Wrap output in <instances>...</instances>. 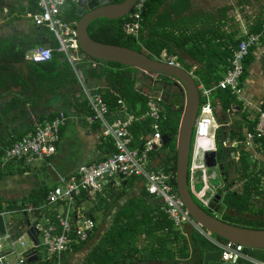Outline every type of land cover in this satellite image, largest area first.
Listing matches in <instances>:
<instances>
[{
  "label": "crops",
  "instance_id": "obj_1",
  "mask_svg": "<svg viewBox=\"0 0 264 264\" xmlns=\"http://www.w3.org/2000/svg\"><path fill=\"white\" fill-rule=\"evenodd\" d=\"M29 1L11 0L10 3L12 2L14 10L7 11L9 13L4 14V16L1 12L2 10H0V22L4 24L0 28L2 30L0 37H8L13 34L18 36L19 34L33 36L32 30L37 29V27L25 15L29 12L27 11ZM230 6L237 7L238 5L231 3ZM68 9H70V12ZM235 11L236 8L234 7L233 11L229 10L227 12L229 19L234 22L232 28H229L227 25V29L226 26L224 28L228 32L238 28L240 38L246 25L253 20V17L251 19L250 17L242 18ZM71 13L72 6L66 4L61 11L62 19L66 21V18H70ZM194 13L199 16L200 13L204 12ZM214 15L216 20H219L221 16L219 15V10ZM68 23L73 24L72 22ZM5 30H8V32H5ZM40 40L38 38L37 42H40ZM42 42L44 44L41 46L50 47V44L45 39ZM54 52L60 53L57 49L55 51L53 50ZM28 54L29 52L18 61L0 59L1 148L8 147L15 140L24 136L39 121H50L61 112L66 115L67 120L59 131L56 151L48 162H42L28 167L17 161L4 162L0 157V215L5 217L7 222L6 230L12 235L15 245L20 238L27 235L35 222L43 221L42 216L50 214V211L47 209H41L39 211L36 208L42 207L45 200L44 196H46V193L51 188L57 185L58 176L72 175L79 166L98 163L115 151V148L112 151L110 147L113 144L112 140L101 135L102 130L99 122L93 121L90 123L87 120V117L90 115L77 111L78 109L76 107L79 106L81 100H87L84 92L85 88L89 92L99 94L100 96L101 94L109 92L117 97V102L120 104L119 111L117 110V113L112 112L109 114L108 119L113 120L129 117L133 120L130 130L133 135L132 145L134 147H139L144 139L152 133V130H150L149 133H145L144 135L142 131L133 130L134 123L142 124L150 120L147 118L139 119L145 112V103L144 106L140 102L135 103L134 109H131L130 99L125 100L121 98L118 89L112 88L106 76L100 78L87 77L79 66H84L85 70L96 69L99 66L93 67V62L85 61L86 59L83 55L81 56V60H84V62L81 63L80 60L73 68L64 58V54L61 53L62 56L58 59L60 63H55L52 68L48 67L46 69L43 66L29 61L27 59ZM250 55L251 62L245 68L246 74L240 84L241 93L231 94L234 98V101L231 103V108L223 109L222 103L219 101V90L216 86L210 89L213 115L217 124L223 129V141H243L245 133L249 132L250 130L248 129L250 126L256 122L258 109L264 106V37L259 45L251 51ZM185 58L189 57L182 56L183 62L177 61L182 68L191 72L194 76L193 71L197 68V64L192 59L186 60ZM63 61H66L71 66L75 76L76 72H79L82 76L83 84H80L76 76V81L73 83L50 92L48 90L49 87H47V73L55 74L61 68V62ZM135 73L136 70L126 71V78L132 83L131 91L147 97L150 93L136 80ZM219 76L222 77V74ZM200 86L201 84H197L198 89ZM117 88L123 89L124 87L120 85ZM170 104L172 105L170 106L171 109L178 112L176 105L179 104L175 101ZM163 112L165 115L164 108ZM216 112L218 114L215 116ZM237 127H240L239 135L242 136L240 139L231 136V133ZM149 128L151 129V125ZM206 145L211 146V148L214 147L217 152L218 144L216 140L201 141V144L197 147ZM231 146H222V149L228 148L229 151V155L225 159V164L230 173L228 180L233 183H228L229 188L237 190L233 187L237 182L239 184L241 183L238 181L240 174L237 172L240 167V159L239 162L233 161L231 153L236 152L237 148ZM176 147L177 140H170L166 145H163L161 140V146L156 147L149 156L147 169L153 171L160 169L171 171L169 167L173 166V158H176ZM198 152L201 153L202 151L198 149ZM241 156H245L244 161L247 163L251 164L253 161L260 169H264V147L261 143H257L254 145V148H250L247 151H242L240 148V158ZM168 159L169 163L166 165ZM216 163L218 166L220 163L219 168H221V160L216 158ZM222 179L224 182L222 187L223 191V188L227 187V182L223 174ZM116 183H119V185L116 186ZM224 194L225 192L223 191L222 199ZM36 198L43 200L37 207H35ZM11 203H14L19 209L9 210ZM161 205L160 200L145 193L144 180L142 178L112 179L104 185L101 194L92 198L86 197L84 200H81L79 207L94 220L95 229L85 243L75 245L70 251L63 254L60 264H97L95 262L97 257H94V263L92 262L93 252H102V257L98 258V262L102 264H107L109 261H119L121 262L120 264H204L205 253L219 252V249L208 240L209 243L206 246L203 245L201 240L198 239L196 230L191 226L185 225L181 229L175 227L161 211ZM257 205H259L258 201ZM252 208L253 210L257 209L254 205H252ZM257 210L259 211L260 209ZM258 211L253 213L257 214ZM257 216L254 215L253 218ZM19 221H23V223L20 222V224H17ZM27 222H29V226H27ZM161 225L163 229L156 230V227H161ZM169 225H172L173 232L167 231ZM149 226H152V230L147 231L152 232V235L146 231ZM112 229L118 232L117 235L125 238L124 241L118 242L119 248H121V252L118 255H110L111 253L109 252V254H105L107 249L111 247V244L106 241L104 242V240L108 232ZM154 233H156L155 236ZM157 233L160 236H165L163 242H156V239H153V237L157 236ZM134 234L135 237L130 243H127L129 242V237L134 236ZM29 241L32 243L30 238ZM100 248L102 250H99ZM34 251H37V259L33 263L26 264H51L50 262L55 264L52 259L47 260V258H44L41 261L39 255L40 250L33 246L25 252L32 253ZM244 254L251 260L264 262V250L249 249L244 250ZM109 256L112 257V260ZM11 258L12 256L8 260H12ZM102 258H106V260H101ZM208 264L223 263L219 260L218 262L209 261ZM238 264L250 263L241 261Z\"/></svg>",
  "mask_w": 264,
  "mask_h": 264
},
{
  "label": "built area",
  "instance_id": "obj_2",
  "mask_svg": "<svg viewBox=\"0 0 264 264\" xmlns=\"http://www.w3.org/2000/svg\"><path fill=\"white\" fill-rule=\"evenodd\" d=\"M38 11L26 13V18L31 20L35 27H45L58 43L57 51L64 54V58L73 68L81 60V51L75 36L73 24H69L61 17L62 8L68 3L76 0H36ZM150 0H137L129 13L131 20L124 26L125 31L130 30L131 37H137L140 22L145 4ZM242 39L237 49L234 50L229 67L217 88L229 90L231 94H240V79L243 74V61L250 55L264 37V24L257 33H248L247 28L242 32ZM53 49L46 46H36L33 48L27 59L33 63H46L52 59ZM157 59V58H156ZM157 60L168 63L175 67H181L177 57L167 56L162 52ZM93 63V67H97ZM76 72V71H75ZM80 84H83L82 76L76 72ZM84 87V86H83ZM200 106L195 121L193 131V143L190 150L188 166V183L194 197L204 208H208L209 202L205 200V194L209 188L207 183L205 163L203 166L197 164L198 159L206 153L216 151L208 148L206 152H198L201 141H214L216 132L220 125L217 124L213 115V107L210 102L211 90L199 87ZM92 115L87 120L92 123L98 121L101 127V135L110 138L114 144L115 151L107 156L106 159L89 165H81L72 175L58 176V183L51 188L45 197L41 208L49 210V215L42 216L43 221L35 222L31 228L37 235L39 246L44 248L47 260H54L55 264H60L63 254L70 251L73 246L86 242L95 229L94 220L85 214L80 206L81 197L92 198L102 193L104 185L115 178L126 179L138 177L144 180V190L147 195L154 197L161 202V211L169 221L181 228L185 225L191 226L196 232L207 239L211 244L219 249V260L223 264H238L241 261L250 264H264V262L251 260L244 254V247L240 244L223 241L213 237V234L204 230L189 215L184 207V203L178 195L176 174L165 170H148L147 162L150 154L156 147L161 146L162 135L159 122L164 117L163 103L159 99L147 96L145 112L139 119H150L152 133L144 139L142 144L132 146L133 135L130 127L133 120L129 117L116 118L109 120V108L99 94H93L86 88L84 89ZM67 117L64 113H59L50 121H39L35 123L32 130L21 138L15 140L6 148L0 146V157L4 162L17 161L31 167L42 162H48L56 151V143L59 139V131L66 122ZM255 140H264V109L259 108L254 131L246 132L244 140L228 142L223 141L222 146H232L237 148L236 152L231 153L234 162H239L240 148L247 151L254 148L257 143ZM213 149V150H211ZM203 184L201 190H195V180L197 174ZM119 183H116L118 186ZM38 246V247H39ZM30 252L18 253L13 237L8 230L0 234V264H26L30 257ZM15 257L13 261L9 257Z\"/></svg>",
  "mask_w": 264,
  "mask_h": 264
},
{
  "label": "trees",
  "instance_id": "obj_3",
  "mask_svg": "<svg viewBox=\"0 0 264 264\" xmlns=\"http://www.w3.org/2000/svg\"><path fill=\"white\" fill-rule=\"evenodd\" d=\"M243 1L244 0H237V5L241 6ZM28 3L29 6L27 11L32 13L38 11L36 0H30ZM192 8V0H150L145 4L142 14V21L140 22V29L136 38L127 36L126 31L124 30V25L131 21L128 17H125L122 20L98 19L90 24L88 27V33L90 37L97 42L130 48L137 52L143 53L151 59L160 58L162 52H165L167 56L177 57L179 62H183L182 56L189 57L197 64V68L193 71L194 77L196 78V83L201 84L203 88L210 90L215 86L217 87L219 81L222 79L229 67V61L232 58L234 50L237 49L239 42L244 38L243 36L239 38L238 28L231 32L226 31L224 28L226 25L229 28H232L233 26L231 19H229L227 16V12L230 9L229 6H224L221 9H218L219 15H221L219 20H216V17L213 13L204 12L200 13L198 16L192 11ZM66 21L73 23L70 18H66ZM263 24L264 9L255 19L248 22L246 25L248 33L259 32ZM32 32L33 36L20 34L18 36L13 34L8 37H0V59H9L10 61L21 60V57H24L33 48L43 45L44 42L42 41H44V39L50 44L49 48L53 49L54 51L58 48V43L56 42L53 34L50 33L47 28L37 27V29L32 30ZM38 38L41 39L40 42H37ZM81 54L85 57V61L88 60L93 63L95 62L99 66V68L87 70L84 69V66H79L87 77L100 78L102 76H106L110 81L112 88L118 89L121 98H124L125 100L130 99L129 102L131 103V109H134L135 103L139 102L144 106L147 97L138 95L136 92L131 91L132 83L126 78V71H135L134 68H128L116 63H101V61L92 60L82 52ZM61 56V53L54 52L50 62L34 64L43 66L46 69H48V67L52 68L55 63H60L58 59ZM83 62L84 60H81V63ZM250 62L251 55L247 56L243 61V74L240 79V84L242 83V80L246 74L245 68ZM61 63V68H59L55 74L47 73V87H49L48 90L50 92L55 91L58 88L66 87L76 81V76L71 66L68 65L66 61ZM186 67L188 68V66ZM220 74H222V77L219 76ZM120 85H122L124 88H117V86ZM218 90L219 101H221L223 109L226 110L231 108V103L234 101L231 92L228 89ZM101 96L107 103L109 114L112 112L117 113V110L119 111L120 104L117 102V97L109 92L101 94ZM76 108L79 112L92 115V111L87 100H81V103ZM163 108L165 109L166 113L165 115L164 112L162 113V117L164 118L159 122L161 135L167 136L171 141H176L180 126L181 113H179V111L175 112L170 106L165 104H163ZM150 125L151 120H147L146 123L142 124L134 123L133 130H138L139 132L142 131L145 135V133L150 132ZM254 127L255 123L254 125L250 126L248 129L250 130L249 132L254 131ZM222 130V127H219L216 132L215 140L218 144L216 158L222 162L220 170L227 182V187L223 188L225 195L222 199V205L225 206L228 212L222 215L221 220L239 227L264 229V218H262L263 210H259L257 214H254L251 204L252 199L256 200L259 196L264 198V190L261 189V186L263 185L262 182L264 180V170L258 169L255 171V163L251 168L250 163L244 161L245 156H241L240 167L237 171L240 174L238 180L241 182L240 189L231 190L228 183H231L232 181L230 182V180H228V175L230 173L228 172V167L225 164V159L226 156L229 155V151L228 148L222 149V137L224 135ZM239 134L240 127H237L233 130L231 136H235L240 139L242 136ZM136 137L138 138V136ZM255 142L261 143V145L264 147V140H255ZM192 143L193 138L191 140V145ZM110 147L113 151V144H111ZM175 160L176 158L174 157L173 166L169 167L173 173H175ZM168 163L169 159L166 165ZM173 185L176 188V183H173ZM85 198L86 195L84 194L81 197V200H84ZM36 200L35 207H37V205L43 201L39 198H36ZM193 200L205 210L196 197L193 196ZM9 206V210L19 209L14 203H11ZM254 215L258 216L253 219L247 218L248 216L253 217ZM151 227L152 226L147 227L146 231L152 230ZM162 229V225L161 227H156V230ZM167 229V231L173 232L172 225H169ZM176 232L178 233V231ZM147 233L152 235V232L147 231ZM117 234L118 232L114 229L108 232L104 242L106 241L107 243L111 244V247L107 249L105 254H120L121 248H119V243L124 241L125 238ZM174 234L176 233L174 232ZM196 234L203 245L206 246L209 243L207 239L200 236L197 232ZM134 237L135 234L134 236L129 237V242L127 243H130ZM160 238L163 239L165 236L162 235ZM217 238L220 239L219 237ZM153 239L155 240L156 237H153ZM81 244L83 243H80L79 245ZM162 247H164V245H162ZM39 248H41V246L37 247L36 249L40 250ZM99 250H102V248ZM101 254L102 252H93L92 262L94 263V257H97L95 262H97V264H102L98 262V258L102 257ZM109 258L112 260V257L109 256ZM101 260H106V258H102ZM50 263L53 264L52 262ZM120 263L121 262L119 261H109L107 264Z\"/></svg>",
  "mask_w": 264,
  "mask_h": 264
},
{
  "label": "water",
  "instance_id": "obj_4",
  "mask_svg": "<svg viewBox=\"0 0 264 264\" xmlns=\"http://www.w3.org/2000/svg\"><path fill=\"white\" fill-rule=\"evenodd\" d=\"M137 0H76L68 2L72 6L70 19L80 51L92 60L101 63H116L136 70L135 78L147 89L150 96L159 99L163 104L172 106L175 99L181 101L179 131L176 137V188L190 217L204 230L211 232L223 241L240 244L245 250H264V229L239 227L224 222L219 218L222 214V189H218L209 202L208 210L201 208L194 200L188 183V166L191 150V140L195 121L200 106V94L195 77L182 67H175L157 59H151L143 53L130 48L109 45L93 40L88 27L98 19L122 20L129 15ZM130 36V30L126 32ZM168 80H165V79ZM177 101V102H178ZM170 139L163 136L162 143L166 145ZM207 168L216 167V152L204 155ZM220 166V163H219ZM209 210L215 213L211 214ZM29 226V222H27ZM7 228L5 217L0 215V234ZM27 235L33 247L39 246L37 235L30 228ZM37 251L30 254L27 263L37 259ZM220 253H205L204 264L218 262Z\"/></svg>",
  "mask_w": 264,
  "mask_h": 264
},
{
  "label": "rangeland",
  "instance_id": "obj_5",
  "mask_svg": "<svg viewBox=\"0 0 264 264\" xmlns=\"http://www.w3.org/2000/svg\"><path fill=\"white\" fill-rule=\"evenodd\" d=\"M10 1L11 0H0V10H2L1 12L3 13V16H4V14L9 13L7 11L14 10L13 4H12V2L10 3ZM192 2H193L192 11H194V12H200L201 11V12H206V13L217 14V10L219 8L224 7V6H226V4H228L227 7L229 6V8H230L229 10L233 11L234 7H235L237 14H239L242 18L250 17V19L252 17H253L252 19H255L257 17V15L259 14V12L263 11V9H264V0H244L242 5L237 6V7L236 6H234V7L230 6L231 3L236 5L237 0H192ZM70 9H68L69 12H70ZM68 10H67V13H68ZM231 22H232V20H231ZM238 22H240V21H238ZM233 24H234V22H232V25ZM2 26H4V24H2L0 22V28ZM1 31L2 30H0V34L2 33ZM5 32H8V30H5ZM185 59L188 60L190 58H185ZM174 101L177 102L178 99H175ZM217 114H218V112L215 113V116ZM193 139H194V136H193ZM210 147L211 146L206 145V146L199 147V149L204 153ZM198 165H200V166L204 165L203 155L198 159ZM253 165H254V162L252 161V163L250 164L251 168L253 167ZM258 169H260V168L255 164V171H257ZM230 171H232V169H230ZM200 174L201 173L198 172L197 179L195 180V190L196 191L201 190V188L203 186V184L201 183V178L199 177ZM206 176H207V183H208L209 188L205 194V200L210 202L211 199L215 196L217 190L222 189L224 182L222 179L221 170H220L218 165L216 167L207 168L206 169ZM258 176H259V174H258ZM262 183H263V185L261 186V189L264 190V180ZM233 188L237 189V190L240 189V184L237 182ZM262 199H263L262 196H259L256 200L252 199L251 204L256 206L257 209L264 210V199L263 200ZM257 201H258L259 205H257ZM257 209H254L252 211L253 212L258 211ZM262 217H264V214L262 215ZM20 222L23 223V221H19L17 224H20ZM155 235H156V233H154V236ZM156 239H157L156 242H163V240H164V239L160 238L159 233H157ZM39 240H40V237H39ZM32 246L33 245L29 241V238L27 235L20 238V240L15 245L17 251L22 252V253L27 251V249L32 248ZM39 249H40V251H39L40 258H41V261H43L44 258H46V253L42 247ZM11 259L12 260H10V261H13L15 259V257H12Z\"/></svg>",
  "mask_w": 264,
  "mask_h": 264
},
{
  "label": "flooded vegetation",
  "instance_id": "obj_6",
  "mask_svg": "<svg viewBox=\"0 0 264 264\" xmlns=\"http://www.w3.org/2000/svg\"><path fill=\"white\" fill-rule=\"evenodd\" d=\"M128 16H129V15H128ZM128 16H127V17H128ZM163 79H165V78H163ZM165 80H168V79H165ZM177 103H178L179 105H176V107H178V111H179L180 108H181V101H180V102L178 101ZM223 191H224V189H223ZM224 195H225V194H224ZM206 210H208V209H206ZM226 210H227V209H226L225 206H224V209H223V211H222V214L219 215V218H221L222 215H223L224 213H227ZM260 210H261V209H260ZM209 211H210L211 214H212V213H213V214L215 213L213 210H209ZM247 218L253 219L252 216H251V217L248 216Z\"/></svg>",
  "mask_w": 264,
  "mask_h": 264
},
{
  "label": "clouds",
  "instance_id": "obj_7",
  "mask_svg": "<svg viewBox=\"0 0 264 264\" xmlns=\"http://www.w3.org/2000/svg\"><path fill=\"white\" fill-rule=\"evenodd\" d=\"M211 152H214V151H211ZM216 152V151H215ZM205 209H207V208H205ZM213 237H215L216 239H218L215 235H213ZM220 240V239H219Z\"/></svg>",
  "mask_w": 264,
  "mask_h": 264
}]
</instances>
